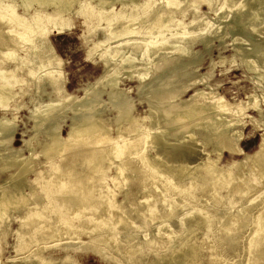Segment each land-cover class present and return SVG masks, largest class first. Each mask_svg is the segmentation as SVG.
<instances>
[{
	"label": "bare ground",
	"instance_id": "obj_1",
	"mask_svg": "<svg viewBox=\"0 0 264 264\" xmlns=\"http://www.w3.org/2000/svg\"><path fill=\"white\" fill-rule=\"evenodd\" d=\"M218 1L199 0V3L205 2L210 9H215ZM115 2L121 4L118 10L112 9ZM182 2L185 3V8V6H191L187 4H190L192 0H159V3L155 2L157 5L148 13L144 10L143 18L140 19V14L136 10L145 4L142 0H0V55L2 54L4 59H11L14 62L13 68L7 69L5 66L0 68V109L7 112L9 101L15 94L12 91L14 84L36 80L35 73L38 70L44 72L37 82L38 90L43 86L50 85L59 92L61 84L64 83H61L62 79L59 71L55 68L56 66L54 68L52 66L56 63L53 60L58 57L51 48L48 51L46 47L47 52L44 53L45 49L41 50V47L45 44L43 42L46 40L50 28L62 30L72 24L69 16L74 12H80L82 15L95 12L100 18L104 17L106 21L104 27L107 28V31L101 39L91 44L87 56L90 57L98 51L97 55L106 66L105 68H109L115 63H118L119 67L128 68H131L130 66L134 63L142 64L138 72L135 69L137 72L135 77L138 78L141 87L145 86L144 80L146 79L144 78L148 72L145 56L155 54L158 45H166L168 49H173L182 43L184 46L178 51L179 56L191 53L187 45L194 38L191 30L196 28L199 19L193 17L183 25L185 32L181 30L180 26H175L170 36L166 37L165 35L170 30L169 26L174 18V11L170 8H178ZM229 2L232 0H226L223 4ZM245 2L248 5H253L251 8L257 10L254 12L252 9L254 18L264 14V0H246ZM33 3H36L35 13L30 18H25L17 13V7L28 11ZM75 4H79L78 9L73 8ZM49 5L51 9L47 11L46 8ZM130 14H136L137 20L140 19L137 23H140L141 28L136 31L130 29L135 24L134 21H120L128 18ZM114 20L120 22L114 24L112 23ZM218 20H221L220 15L213 19L214 22H218ZM115 28H118L122 33V38L116 40V45L111 46L116 38L113 31ZM96 31L97 27L94 32L85 37L87 39L92 37ZM254 31L255 27L252 28V32ZM131 33L137 34L139 39L132 40ZM214 33L217 34V31ZM141 35L143 36L140 38ZM207 40V36H201L199 41L206 43ZM20 49L27 51L26 56L18 54ZM258 51L257 53H259ZM243 64L248 71L258 74L257 81H264V71H259L253 61H244ZM115 69L116 67L114 69L112 67V71H114L105 81V84L110 86V93L115 91L120 81L121 70ZM97 81L99 82V80ZM159 82L157 81L158 84ZM183 86L185 87V85ZM148 88H151L150 84ZM154 88H156L155 85ZM180 88L182 89V86ZM188 88H191L190 85ZM165 89L167 90V88ZM168 89L171 91L170 86ZM195 89L193 103H186L188 106L178 109L179 112L177 109L175 110L178 115L179 113L182 115L181 118L177 117V121L180 123L183 120L178 127H170L169 124L173 120L166 119V117H170V113H166L169 116H164L167 110L161 113V117L158 116L159 120L156 119V124L152 126L149 122L138 123V118L132 115L133 113L128 114L133 104L131 105L127 96L122 95L125 99L116 104L117 110L113 117L117 131L115 138L110 137L109 122L100 116V110L92 103L83 102L86 104L85 107H75L71 111V113L75 112L76 118L71 120L73 122L68 126L65 135L60 134V128L55 124V121L50 125L48 139L40 144L39 151L36 148L28 149L30 154L22 159L19 158V160L17 154L19 155L22 147L15 149L13 146L10 156L4 158L5 163L1 164H6L5 167H15V169L14 172L8 173L9 180L6 185L3 184L4 189L0 192V225L5 228L8 225L10 212L23 209V213L17 219L18 226L15 229L16 244L19 243L17 250L22 248L21 242L28 249L27 257L20 258L21 264L56 263L58 257L52 258L47 254V251L58 248L63 240H67L62 247L64 255L58 259V263L62 264H77L73 260L74 257L71 258L67 252L70 248L75 251L76 249L91 251L96 253L100 259L110 261L111 264H195L196 254L199 250V242L193 241L196 235V226L201 229L206 228L209 233L213 231L212 237L209 236L211 241L208 247L212 249L209 264H264V133L260 134L261 139L255 151L252 153L242 152L237 147L238 140L242 136L238 129L239 124L242 123V117H240L242 109L230 105V102L223 100L222 96H218L219 94L206 97L207 92L202 94L203 88L200 89L201 92H198L200 90L197 88ZM172 91L171 93H174ZM60 93H62L61 90ZM66 93L53 98V94L48 95V92L47 95L52 97H48L47 103L39 109L33 108V122L38 124V121L47 120L49 116L52 118L54 115L52 112H59L61 108L66 107L64 104L71 103L75 99H71V96L65 95ZM180 94H182L181 91ZM89 96L87 95L88 98ZM153 96L152 99L156 97ZM162 96L160 95V97ZM83 97L81 96V98ZM189 97L191 98V96ZM202 97L206 99L202 101L203 99H200ZM174 98L172 97V100ZM251 101L254 109L260 114L261 103L250 97L248 102ZM262 102L264 105V96ZM165 103L166 101L160 104L164 105ZM97 104L99 103L97 102ZM170 106L166 108L169 109ZM170 108L172 109V107ZM69 109L71 110L70 107ZM159 109L161 108L159 107ZM171 109L170 112L173 110ZM198 109L200 111L202 109V113L198 111L199 115L196 111ZM150 110V113L145 117L147 120H150L152 114H157V108ZM50 114H53L52 117ZM4 115L6 114L4 113ZM4 115L0 116V134L9 137L10 134L12 136L15 122L13 123ZM195 115L197 117L193 118ZM260 121L262 122L259 125L263 126L264 120L260 119ZM42 122L40 123L42 124ZM174 122L176 123L175 118ZM128 124L131 126L128 127ZM160 128V133L156 132ZM180 130L182 133H179ZM44 135L46 136V134ZM9 138L7 139L9 140ZM152 138L155 143L150 142ZM185 138L196 144L210 146L205 156L198 158L192 166L181 149V143ZM33 139L35 138L31 140ZM4 142H6L5 139ZM150 143L152 144L150 145ZM24 144L26 145L27 141ZM85 146L91 147L85 150L86 148H83ZM223 151L229 153L241 151L243 157L236 163L229 162L228 165L219 167L218 161ZM212 153L214 157L211 156ZM36 154L43 156L45 160H36ZM21 155L20 153V157ZM62 160L67 163V166H63L64 163L59 165ZM233 166L239 170V173L233 171ZM35 168L36 170H34ZM112 168H115V173L110 175L108 171ZM131 168H136L139 174L138 177L136 176L138 179L134 177L136 185L132 187L133 189L128 190L126 188L131 176ZM81 169L84 170L81 171ZM30 174H33V177H29ZM257 179L262 180L263 183L259 189L255 182ZM110 180L113 186L117 187L116 192L110 188ZM185 180L187 184L184 183ZM131 182L135 183L132 180ZM134 189L143 191L140 203L134 201L127 206L124 204L125 201H115L118 191L122 190L124 196H128L129 192ZM222 190L225 195L221 193ZM197 193H201V197L197 196ZM230 193L238 195V197L230 198V203L239 204L235 209L214 213L209 220L207 218L208 210L199 215V210L194 209V203L197 202L213 201L221 205L225 198L230 197ZM162 203H166L168 206ZM180 206L188 208V211L182 217L183 226L178 232L168 230L166 223L161 221L139 238L136 236L144 227L143 220L150 224L156 219L167 218L166 215L171 216ZM162 210L166 211L165 215H159ZM192 218H194L193 221ZM163 232L166 233V240L156 239L155 235L158 236ZM177 236H179V240ZM214 241L223 242L222 244L218 242V244ZM236 254L238 255L235 256ZM230 255H233L232 259Z\"/></svg>",
	"mask_w": 264,
	"mask_h": 264
},
{
	"label": "rangeland",
	"instance_id": "obj_2",
	"mask_svg": "<svg viewBox=\"0 0 264 264\" xmlns=\"http://www.w3.org/2000/svg\"><path fill=\"white\" fill-rule=\"evenodd\" d=\"M142 1L145 2V4L140 9L136 10V12L137 13L139 12L140 14V19L143 18L142 14L144 10L147 11L148 13L150 9H152L155 5H157L155 2L159 3V0H142ZM224 1L226 0H219L217 2V7L215 9H210L209 6L205 2L199 3V0L197 1L192 0L193 4L192 2L190 4H187V5H191L190 7L185 6L187 10L184 8V5H185L184 2L179 4L178 8H175V7L170 8L172 11H174L173 13L174 18L172 22L170 23L171 25L169 26L171 27L170 30H168L165 33L166 37L170 36V33L173 32L172 30L174 29L175 26L176 27L180 26L181 30L185 32L183 29V25L187 24L193 17L199 19L197 21L196 28H193L191 30V33L193 34L194 38L187 45L189 46L191 53L189 55L179 56L178 51L181 50L182 46H184L182 43H180L178 47H175L173 49H168L166 45H158V47L155 49L156 51L155 54H153L152 56H149V55L145 56V62H146V65L148 66V72H147L146 78H144L146 80L144 81L146 82L147 86L145 85L142 87L140 86V82H138L139 81L138 78L135 77V74L138 72V69L140 68L142 64L139 65L138 63L136 64L134 63L132 66H130L131 68H128V67H119V64L115 63L116 65L114 64L110 66L109 68H105L106 66L103 65L102 61L100 60L99 55H97V53H99L98 51L96 54H92L90 57L87 56L90 51L91 44L101 39L104 33L107 31L106 30L107 28L104 27L106 24L104 17L100 18L98 14L95 12L94 13L92 12L91 14L88 13V15H82V13L80 12L79 13L74 12L69 16V19L72 22L70 26L63 28L62 30H54L53 28H50L51 30L49 29L47 33L48 36L46 35V40L43 42V44L44 43L45 44L41 47V50L45 49L44 50V53H45L46 47L48 51H50L49 48H51L52 51L56 53V56L58 57L56 58V60H53L56 63L53 64L52 66L53 68L54 66H56L55 68H57V70L59 71L60 77L62 79L61 83H64V84H61L62 87L60 88L62 93H60V90L59 92H57V89H55L54 86L51 87L50 85L43 86L41 87L40 90H38L37 82L38 80L41 79L40 75L44 73L42 70H38L37 71L38 73L37 72L35 73L36 80L14 84L12 91L15 92L16 95L14 94L13 98L9 101L8 110H6L7 112H4L3 110L0 109V116L4 115L5 113L6 115L4 116L7 119H10L12 120L13 123L14 122L16 123V124L15 123L13 124L14 130L12 132V136L11 134L9 135L10 138L6 136L7 138H9L10 141L5 137L4 134L3 135L0 134V154H2L0 155V192L4 189L2 186L6 185L9 180L8 179L9 176H7L8 173L14 172V169H15V167H8V166L5 167L6 164L1 165L2 163H5L4 158H7L10 156V150L13 148V146L15 149L22 147L21 151L19 152V155L17 154L18 156L17 159L19 158L22 159L28 156L30 154L31 148L33 149L36 148L37 151H39L40 144L42 142L43 143L46 142V140L48 139L47 136H48L50 125L56 121L55 124L59 126L60 134L65 135L68 129V126L70 125V123L73 122V121L71 122V120H75L76 118L75 112L71 113V111L74 110L75 107L76 108L85 107L86 104L84 103H87V102L92 103L93 105H95L96 108L100 110V116L102 118L104 117L103 119L109 122L110 137L115 138L117 136V131L115 129V123H113L115 122L113 121L114 120L113 117L115 116L116 110H117L116 104L120 102L121 100H124L126 96H127L126 98L131 102V105L133 104L130 107V113L128 114L133 113L132 115L138 118V123L145 124L149 122L151 123V126H152L156 124V119L159 120V117H161L162 115L161 113L167 110L169 112L165 111L164 116L165 117L169 116V115H166V113L167 114L170 113L171 114L170 117H166V119H169V121L173 120V122L169 124L170 127H178L179 124L183 122V120L180 121V123L177 121L178 120L177 117L181 118L180 116H182L180 113L179 115L177 114L179 112L178 109H184L186 106H188L187 105L188 103L192 104L194 101L193 99L195 97L194 96V92H195L194 90H196L195 88H197V90H200V89L202 90L203 88L206 91L202 90L203 91L202 94L207 92L206 97L217 96L219 94L218 96L220 97L222 96L223 100L225 99L226 102H230L229 103L230 105L232 106L235 105L242 109V114L240 117H242L243 120L241 119L242 123H240L238 126V129L240 130V133L242 136L238 140L237 147H239L241 151L245 153H252L253 151H255L261 139L260 134L262 132L264 133V125L260 126L262 122L260 121V119L264 120V105L262 102V97L264 96V81L263 82L257 81V78L259 77L258 74L254 73L253 71H248L244 67L243 62L253 61L254 65L255 66L257 65L259 71H264V14L258 16V18L257 17L254 18L253 17L254 12L255 11L257 12V10H255L254 8H251L253 7V5L252 6L248 5L245 2L246 0H232V2L223 4ZM115 4L113 6L114 8L112 9L118 10L121 4L119 2H115ZM35 7H36V3H33L28 11L21 9L20 7H17L16 10L19 15L25 18H30V16H32L35 13L34 11ZM78 7H79V4H75L73 6L74 9L75 8L78 9ZM50 9H51V6L50 5L47 6L46 10L49 11ZM252 9L254 12H252ZM177 10H178V13H177ZM182 10L185 11L184 12L185 14L183 13ZM251 12H252V15H251ZM218 15H220L221 22L219 20L218 22L217 21L214 22L213 19H216ZM136 16H137L136 14H130L128 18H125L124 20H120V21L121 22L134 21L135 24L132 25L130 29L133 31L134 30L136 31V29L141 28L140 23H137V21H139L140 19L137 20L138 18ZM120 21L114 20L112 23L117 24ZM253 21H256V22H253ZM219 22L220 24H218ZM218 26L220 27V29H218L219 28ZM96 27H97V31L95 35L87 39L85 36H87L91 32H94V29ZM253 27H255L254 32H252ZM113 31L116 34L115 35L116 38L113 40L114 41L113 43L111 41L112 43V45L110 43L111 46L116 45V40H118L119 38H122V33L119 31L118 28L113 29ZM215 31H217V34L214 33ZM137 36H138L137 34L131 33V37H133L132 40H135V39L138 40L139 38ZM142 36L143 35H141L140 38ZM201 36L208 37V40L206 43L199 41ZM238 50L240 51L238 52ZM257 51L259 53H257ZM254 52L257 55L256 54L254 55ZM18 54L20 56H26L27 51L20 49L18 50ZM48 60H51V59H48ZM13 65H14V62L11 59H4L3 55L2 54L0 55V68L5 66L7 69H9V68H13ZM59 66H61L62 68ZM112 67L113 69L116 67V69L121 70L119 73L120 81H119L118 87L116 86L115 88V91H114L115 93L114 92L110 93V86L108 84H105V81L107 80V78L110 77V75L114 71V70L112 71ZM135 69L137 70V72ZM132 73L133 75H131ZM126 74H128L129 76H127ZM97 80H99V82ZM157 81H160L159 84L157 83ZM191 81H194L197 84ZM149 84L152 89L148 88ZM191 84L194 86H192ZM154 85L156 88H154ZM180 85L182 86V89L180 88L181 87ZM183 85H185V87ZM189 85L191 88L187 89ZM160 86L164 88H161ZM167 86L168 87L170 86L171 91L173 89L172 92L174 93H171V91L168 89ZM17 87L20 89H18ZM178 87L180 88V90ZM165 88H167V90ZM157 89L158 91H156ZM64 90H66L67 93ZM182 90L185 92H183ZM201 90L198 92H201ZM180 91L182 94H180ZM126 92L127 93L129 92V93L127 94ZM166 92L167 93L169 92V93L167 94ZM208 92L212 95L210 96ZM213 92L214 93L216 92V93L214 94ZM63 93H66L65 95L71 96V99L75 98L71 102L73 105L68 102L66 105L64 104V106H66L67 108L64 106H63L64 108H61L60 110L61 113H59L60 111L59 112L54 111L52 112L54 115L50 114L51 117L53 115L52 118H50L49 116V119L47 118V120H44V121L40 120L37 122L38 124H35L32 119L33 110L39 109L42 106H44L49 100V98L52 97L48 95L53 94V98H54L55 96L57 97L63 96L64 95ZM87 95L88 96L90 95L89 98L87 97ZM122 95H125V97ZM153 95L156 96L157 98L154 97ZM160 95L161 96L163 95V96L160 97ZM81 96L82 97L84 96V97L81 98ZM152 96L154 97L153 99L151 98ZM189 96H191V98ZM172 97L173 98L176 97V98L172 100ZM250 97H252L256 102L261 103L262 109L260 110V114L258 111H256V109H254V106L252 105V101L248 102L250 101ZM87 98L90 101H87L88 100ZM184 99H187V100L184 101ZM200 99L201 100L203 99L202 101H204V99L206 98L202 97ZM164 101H166L164 105L160 104L161 102L164 103ZM97 102L101 104L99 105L97 104ZM170 104L172 105L170 106ZM16 105H20V106L16 107ZM166 105L172 107L173 110L170 107L169 109L166 108L167 107ZM173 106L175 109L173 108ZM69 107L71 108V110L69 109ZM159 107L161 109H159ZM155 108H157V114H152L153 116L149 118L150 120H147L145 117L150 113L151 111L150 109L153 110ZM170 109L172 110V112H170ZM176 109L178 110V112L177 111L175 112ZM196 111L198 112L200 110L198 109ZM200 113H202V109ZM200 113L198 112L197 114L199 115ZM171 116H173V118H171ZM195 117H197V115H195L193 118ZM174 118L176 120V123L174 122ZM40 122H42V124ZM33 125L34 127L36 128L39 127V128L36 129L33 127ZM127 126L130 127L131 124H128ZM46 127L48 128L46 129ZM193 129H196V128L193 127ZM160 131H161V128L156 132L160 133ZM43 133L46 134V136ZM179 133H182V131L180 130ZM30 136L32 137L30 138ZM32 138H35V139L31 140ZM4 139L6 142H4ZM186 139L187 138H185L182 141L181 149H182L183 154L189 160V162H191L190 164L192 166L196 163V160H198V158L200 159L201 156L203 155L205 156L206 151L210 146L209 145L203 146L198 143L196 144L190 139L188 140ZM25 140L27 141V144H26L27 146L24 144L26 142ZM30 142L33 146L30 144ZM150 142L155 143L154 138H152ZM152 143H150V145ZM89 147L91 146H85L83 148L84 149L86 148L85 150H87ZM241 151H239L238 153H229L228 151H223L219 157V161H218L219 167L228 165L229 162L236 163L237 160L239 161L240 159H242L243 153ZM20 153L24 156L21 155L20 157ZM5 154H7V156H5ZM211 156L214 157V154L212 153ZM35 159L36 160L38 159L40 161L45 160L43 156H40L38 154H36ZM64 162L65 161L63 160L60 161L59 165H62V163ZM66 164L67 163H64L63 166H65ZM135 169L136 168L130 169L131 176H130L129 183H128L129 188L128 187L126 188L128 190H130V188L136 185V179H138L137 177H138L139 171H137V169L135 171ZM232 169L235 173H239V170L235 166H233ZM34 170H36V168ZM83 170L84 169H81V171ZM132 171L136 173L134 174ZM108 173L110 175H113L115 173V168L110 169ZM32 175L33 174H30L28 176L31 177ZM131 180L134 181L135 183L131 182ZM255 182L256 184H258V187H257L258 189L261 188V186L263 185L262 180L257 179ZM184 183L187 184L186 180ZM109 186L111 189H113L116 192L117 187L113 186V183L111 182V180L109 182ZM139 193L141 194L139 195ZM142 193H143L142 190L140 191L138 189H134L132 192L131 191L129 192L128 196H124V192L121 190V191H118L115 197V201H123V202L125 201L124 204H127V206L128 204L133 203L134 201L140 203V201L142 200L140 199L141 196L143 195ZM221 193L225 195V192L223 190ZM138 196L140 197L137 198ZM197 196L201 197V193H197ZM231 197H238V195L236 193L234 194L230 193V197L228 199L225 198L224 200L225 202L223 201L221 205L213 201L211 202L204 201L202 203L197 202V203H194V209L199 210V215H202L201 214L202 212L208 210L207 218L209 220L213 216L214 213L220 212L222 210L228 211V210H231L232 208L235 209L239 206L238 203H233V204L230 203ZM162 204L165 206H168V204L166 203H162ZM13 211L10 212L9 221H7L8 225L5 228H2V226L0 225V264H21L20 258L27 257L26 252L28 249L25 247L24 243L21 242L22 248L17 250V245L19 243L16 244L17 234L15 233V229L18 226L17 219L21 216V213H23V209L18 210V211L16 210H13ZM187 211H188V208L184 206L183 207L180 206L176 208V210L171 214V216L166 215L168 216L167 218L156 219L150 224L148 221L143 220L142 222H143L144 227L142 228V230H140V232L136 236L139 238L140 236L144 234V232L148 231V229H152L153 225L161 221L166 223L168 230H174L178 232V230H180L183 226L182 217ZM165 214H166L165 210H162L159 213V215H165ZM191 220L193 221L194 218H192ZM198 227L199 226H196V235L193 240L195 242L196 241L199 242V250L196 254L195 264H209L208 262H210V259H211L212 249L209 248L208 245L210 244V241H211L210 237H212L213 231L209 233L207 232L206 228L201 229ZM155 237L156 239L159 238V239L166 240V233L163 232L162 234L158 236L155 235ZM177 239L178 240L180 239L179 236H177ZM66 241L67 240H63L62 243H60V245L58 246V248L50 249L47 251V254L51 256L52 258L56 259L58 257L56 260L57 262L54 264H62V263H58L59 262L58 259L64 255V250L62 247H64L63 244ZM218 242L222 244L223 241H217V242L214 241V243H218ZM70 249H68L67 252L71 256V258L74 257L73 260H75L77 264H111L110 261L105 260V259H100L96 253H93L91 251L81 250V249L80 250L76 249L75 251L73 248H70ZM233 255H230L231 259ZM237 255L238 254H236L235 256ZM158 256L160 257V255Z\"/></svg>",
	"mask_w": 264,
	"mask_h": 264
}]
</instances>
